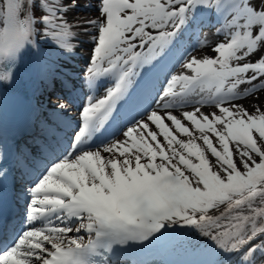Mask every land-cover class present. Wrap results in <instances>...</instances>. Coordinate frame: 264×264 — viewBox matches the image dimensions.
I'll use <instances>...</instances> for the list:
<instances>
[{"label": "snow or ice", "instance_id": "1", "mask_svg": "<svg viewBox=\"0 0 264 264\" xmlns=\"http://www.w3.org/2000/svg\"><path fill=\"white\" fill-rule=\"evenodd\" d=\"M78 4L40 0L37 16L36 0H0V82L14 83L26 46L54 72L46 46L57 59L73 53L74 27L93 44L84 83L110 81L21 189L18 226L7 213L10 170L0 165V264H114L119 249L181 229L204 238L206 264H264V0H95L94 17L70 24ZM212 18L215 41L201 29ZM192 32L193 50L213 55L182 56L154 107L112 131L145 69ZM62 83L70 89L67 74ZM57 100L67 115L70 104Z\"/></svg>", "mask_w": 264, "mask_h": 264}, {"label": "bare ground", "instance_id": "2", "mask_svg": "<svg viewBox=\"0 0 264 264\" xmlns=\"http://www.w3.org/2000/svg\"><path fill=\"white\" fill-rule=\"evenodd\" d=\"M82 1H89V3H91L92 6L95 7V0H79L78 6L67 14V20L69 21L70 24H74L76 21H82L83 19H85L83 17V11L81 7ZM36 3H37L38 9H36V12L34 9V12L37 13L36 14L37 16H39L40 15V9H39L40 0H36ZM72 30L77 32L78 35L70 42L73 43L74 45L78 44L82 55L85 56L89 52L90 47L93 46L90 40V34L84 32L80 28L74 27ZM46 48L52 51L50 46H46ZM56 55L57 54H55V56L51 58L52 61L55 60ZM59 59L63 61L64 70L61 72L60 71L50 72L49 74L50 77H53L59 73L66 74L68 71H73L74 73H77L79 77L72 79V82H76V84L73 86V97L71 100H65L63 97L64 94L62 92H60V94L56 96V98L54 99L53 97H50V94H52V91H49L47 93L49 96L45 99L44 109L45 110L52 109V110L60 112L56 108V104L58 102L57 98L62 97L63 100L65 102H68L71 106V110L66 116H68L71 119L72 123L75 124L79 116V112L76 109V105L79 103H82L85 105L87 103V99L90 95L91 89H89L85 83H81L80 78H83L85 73L81 72L78 67H75L70 63V60L73 58L71 57L69 53L66 54V57L59 58ZM52 86L58 87V85H52ZM260 99L262 102H264V94H261ZM190 232H191L190 229H181L180 234L173 233L171 235H167L164 237V238H167L169 242L168 248L170 251H172L173 254L174 252H178V255L182 253H187L190 251L196 252L199 248H202V245H203L202 243L204 242V238L188 234ZM175 260L176 262L180 263L183 260V258L182 256H176Z\"/></svg>", "mask_w": 264, "mask_h": 264}, {"label": "clouds", "instance_id": "3", "mask_svg": "<svg viewBox=\"0 0 264 264\" xmlns=\"http://www.w3.org/2000/svg\"><path fill=\"white\" fill-rule=\"evenodd\" d=\"M0 22H2V19H0Z\"/></svg>", "mask_w": 264, "mask_h": 264}]
</instances>
